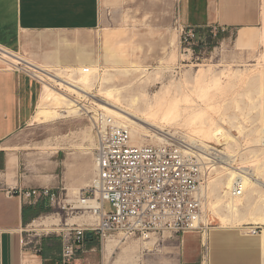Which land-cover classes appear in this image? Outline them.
<instances>
[{
	"label": "rangeland",
	"instance_id": "374dc122",
	"mask_svg": "<svg viewBox=\"0 0 264 264\" xmlns=\"http://www.w3.org/2000/svg\"><path fill=\"white\" fill-rule=\"evenodd\" d=\"M261 4L262 0H258L259 24L247 30L250 32L248 38H243L244 28H234L228 34L216 31H214V34H211L207 30H197V41L188 46L187 43H183L180 32L181 27L177 23L178 0H100V25L92 35V51L95 56L102 54L106 37L109 36V33H115L116 38L122 41L116 45L117 49L121 50L118 57L124 55L122 62L125 63L113 66L111 64L105 65L100 60L101 65L98 67L99 72H102L100 76L108 78L109 73H111V77L116 78V81L119 80L118 78L140 77L136 73L125 77L117 72V70L125 66L127 68L144 69L146 73L153 72L152 78H164V83L168 81L180 82L184 99L178 102L180 108L173 117L159 123L161 129H163L160 134H165L167 139L177 137L181 140L179 136L186 133V129L180 120L197 107L201 111L203 118L212 119L215 127L221 128L235 139L234 151L232 152L226 149L223 141L218 143L213 138H207L203 140V143L207 147L220 151L221 156L226 153L236 155L232 166L238 168L241 166L240 156L243 154L249 157L246 152L258 147L255 143L257 136L252 130L260 126L261 123L258 110L253 109L251 104L256 101L257 96L253 90L257 88L259 76L262 75L261 73L264 68V43L262 40H259V33L263 29ZM10 65L13 64L3 63L2 61L0 62V70L23 74V72L14 71V68H11ZM25 69L29 71V69ZM109 69L112 71L110 70L109 72ZM113 69L116 71H113ZM29 72L31 73V71ZM37 84L40 90L42 83ZM159 88L160 84H155L149 87L147 91L150 94H154ZM94 89V91L92 90V94L97 95V88ZM250 93L251 96H249ZM81 100L82 104H86L92 110L90 114L75 121L67 120L57 122L54 125L26 127L15 136V149L22 150L24 154L28 153L29 157H31V163L36 167L44 166L45 171L50 169L51 165H48V163L51 164L53 160L52 156L57 152H60V158L63 160L64 166L68 159H73L75 156L87 153L92 169L94 139L90 118L93 112L100 109L92 103V99L88 101L87 99ZM94 102L96 101L94 100ZM222 103L223 105L220 106ZM209 104H212V108L208 106ZM84 133L91 140L80 145ZM167 139L165 140L167 141ZM165 140L164 143L166 142ZM144 144L159 145L150 140V138H147ZM62 172L65 173L63 174V180L67 196L65 197V193L63 192L59 201L57 200L54 204L48 201L45 208L23 227L24 231L22 233L20 250L21 257L23 258L24 256L28 258L38 256V261H40L41 239L53 240V242L49 243V247L53 252L58 253L62 230L70 226L84 228L91 225L89 224L90 214L87 210L74 209L75 204L69 202L75 196L72 194L73 190L66 180L67 168L60 167L56 172L59 173L60 180L62 179ZM8 175L13 176L12 164ZM211 177H213V171L210 173L208 179ZM206 183L204 186H206ZM64 204L68 205L62 211ZM104 208L107 212L112 211L109 204H106ZM66 212L67 214H65ZM45 216H55L58 220L60 219V226L57 227V230H33L31 226L32 222L42 217L45 218ZM76 217L81 218L69 223L67 226L62 225V222L63 224L67 222V219ZM209 217L213 221V217ZM211 225V229L213 230L229 229L236 231L233 228H217L219 226L217 222H212ZM253 226H260V230L263 229L261 225ZM243 227H239L236 232L247 233L249 231L244 230ZM109 239L115 242L118 241L115 237ZM152 242L154 248L151 252L143 251L140 253L139 260L141 264L164 263L166 262L165 259L169 262L170 259L178 257L177 250L169 249L176 247L177 242L169 244L168 241H165V243L159 244V246L154 244V241ZM105 243L101 245L95 236L90 241L86 239L85 252L78 256L79 261L74 264H104L103 251ZM132 243L142 246L144 242L131 239L122 245L120 244V247H125ZM118 253L119 250H115L110 264H128L127 262L116 260Z\"/></svg>",
	"mask_w": 264,
	"mask_h": 264
},
{
	"label": "crops",
	"instance_id": "0c3cea01",
	"mask_svg": "<svg viewBox=\"0 0 264 264\" xmlns=\"http://www.w3.org/2000/svg\"><path fill=\"white\" fill-rule=\"evenodd\" d=\"M259 21L258 0H178L177 22L184 29H217L228 34L234 28L255 27ZM99 25L100 0H0V47L40 67L90 68L96 64L99 54L95 56L91 42ZM39 94L37 82L26 74L0 70V264H22L23 227L48 203L47 199L35 203L32 198L7 197L4 191L64 185L65 173L61 180L56 173L60 167L66 169L60 152L52 156L50 169L45 171L44 166L31 163L28 153L13 148L15 136L29 127ZM11 164L13 176L8 175ZM90 168L88 155L75 156L67 183L85 188ZM206 236L205 264H264L263 229L256 235L209 229ZM202 238L198 233L164 240L151 238L148 241L157 246L177 242L176 247L169 248L177 250V258L154 264H204ZM50 242L53 240L40 241V264H59L60 248L53 252Z\"/></svg>",
	"mask_w": 264,
	"mask_h": 264
},
{
	"label": "bare ground",
	"instance_id": "6f19581e",
	"mask_svg": "<svg viewBox=\"0 0 264 264\" xmlns=\"http://www.w3.org/2000/svg\"><path fill=\"white\" fill-rule=\"evenodd\" d=\"M261 5L263 29L261 28L262 32L259 33V40H262L264 43V0H262ZM248 29H243L244 39L249 37L250 32L247 31ZM108 35L107 37L105 36L103 53L98 55L96 64H93L90 68H44V66L40 67L34 63L25 62L22 58L0 47V62L3 61V63L7 62L13 65L21 64L38 77H41L43 81L39 90L40 94L36 110L29 126L54 125L57 122L81 119L92 111L86 104L81 103V99H87V101L92 99V103L100 111L129 130L132 145H143L147 138H150V140H153L157 144L164 143L167 136L160 134L163 129H161L159 123L170 119L179 110L178 102L184 99L180 82L168 81L164 83V78H152L153 72L146 73L144 69L127 68L125 66L117 70V72L125 77L134 73L140 77L118 78L119 80L116 81V78H112V74L109 73L108 78H102V76L101 78H97L98 74L102 73H99L100 70L98 68L101 65L100 60L105 65L118 66L125 64L122 62L124 55L122 56L121 53L122 57H118L121 50L119 51L116 46L122 41L116 38L115 33H109ZM113 71L116 70L113 69ZM261 74H259L258 86L253 90L257 96L256 101L251 104L253 109L258 110L261 123H259L260 126L252 130L257 136L255 143L259 148L248 150L246 153L249 157L242 154L240 156L241 166L238 168L232 166L236 155L226 153L221 156V153L215 154V166L210 169V171H213V177L209 178L206 186L202 187V193L206 198L205 220L210 224L217 222L219 225L217 228H233L237 231L239 227L244 226V230L250 231L255 227L253 225H261L264 230V68ZM155 84H160V88L154 94H150L147 89ZM94 88H97V95L92 94ZM249 96H251V93ZM250 98L252 99V97ZM211 105L209 104L208 106L211 107ZM222 105L223 103L220 106ZM209 107L206 108L210 109ZM180 121L186 129V133L181 134L179 138L192 147L208 152L210 148L203 143V140L213 138L218 143L223 141L226 149L231 150V152L234 151L235 139L221 128L215 127L212 119L203 118L201 111L197 107ZM90 140L84 133L80 145H83L87 141L90 142ZM84 155H87V153ZM65 166L67 168L66 177L69 179L72 159H68ZM90 171L91 175L85 182L87 186L92 180L94 166H92V169L90 168ZM238 178L242 181L244 194L234 198L230 196L229 191L234 181ZM71 189L75 198L68 201L75 204L74 209H82V206L77 201V195L81 188L71 186ZM208 215L213 217V221ZM54 217H42L33 221L31 226L33 230L55 231L60 226V219L58 220ZM80 218L67 219L65 224L61 222L62 225L67 226L69 223ZM93 221L94 218L89 216V224H92ZM202 237V240L205 241L207 236L204 235ZM105 242L103 251L104 264H110L112 255L117 249L119 253L116 260L127 262L128 264H141L139 260L140 253L143 251L151 252L153 250L152 241H145L142 243V246L132 243L125 247H120L118 241L115 242L111 239ZM22 264L40 263L36 257L28 258L24 256V258L22 257Z\"/></svg>",
	"mask_w": 264,
	"mask_h": 264
},
{
	"label": "built area",
	"instance_id": "2783aa9c",
	"mask_svg": "<svg viewBox=\"0 0 264 264\" xmlns=\"http://www.w3.org/2000/svg\"><path fill=\"white\" fill-rule=\"evenodd\" d=\"M214 31L224 32L212 29L211 34ZM180 32L183 43L188 46L198 39L193 28H181ZM10 66L39 84L43 82L21 64ZM97 78H101L100 74ZM91 127L94 174L90 184L78 193L77 201L94 221L84 228L70 226L62 230L59 264H74L78 260L85 252L88 233L101 245L114 237L122 244L131 239L145 242L156 237L164 240L186 233L206 236L212 225L205 220L206 198L202 187L220 151L210 147L208 152L200 151L176 138L155 146H134L129 130L100 110L93 113ZM4 192L7 197L32 198L35 203L47 199L54 204L63 192L67 196L63 183L55 189L11 188ZM229 194L234 198L244 194L239 178L232 184ZM106 204L111 206V212L105 210ZM67 205L64 204L62 211ZM260 231L259 227H254L247 233L256 235ZM201 248L205 264L207 240L201 242Z\"/></svg>",
	"mask_w": 264,
	"mask_h": 264
},
{
	"label": "trees",
	"instance_id": "16d2710c",
	"mask_svg": "<svg viewBox=\"0 0 264 264\" xmlns=\"http://www.w3.org/2000/svg\"><path fill=\"white\" fill-rule=\"evenodd\" d=\"M43 209L42 208H38V210H37V212L36 213H34V215H33V218H35L36 216H37V214L39 213V212H41ZM23 218H24V212H23ZM88 241H90L91 240V238L90 237H87L86 238Z\"/></svg>",
	"mask_w": 264,
	"mask_h": 264
},
{
	"label": "water",
	"instance_id": "95a60500",
	"mask_svg": "<svg viewBox=\"0 0 264 264\" xmlns=\"http://www.w3.org/2000/svg\"><path fill=\"white\" fill-rule=\"evenodd\" d=\"M87 237H89V233L87 234Z\"/></svg>",
	"mask_w": 264,
	"mask_h": 264
}]
</instances>
